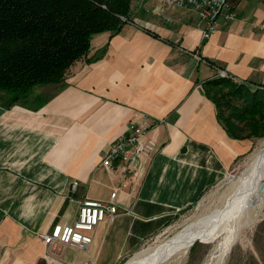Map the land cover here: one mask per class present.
I'll return each instance as SVG.
<instances>
[{
	"label": "crops",
	"instance_id": "1",
	"mask_svg": "<svg viewBox=\"0 0 264 264\" xmlns=\"http://www.w3.org/2000/svg\"><path fill=\"white\" fill-rule=\"evenodd\" d=\"M230 5L235 19L203 42L192 9L133 0L130 21L94 36L91 61L43 105L8 107L0 92V264H122L249 155L259 139L231 138L205 93L220 69L264 89V0ZM142 121L157 152L126 176L106 169L111 146ZM119 188V216L88 249L43 244L78 217V201Z\"/></svg>",
	"mask_w": 264,
	"mask_h": 264
},
{
	"label": "trees",
	"instance_id": "2",
	"mask_svg": "<svg viewBox=\"0 0 264 264\" xmlns=\"http://www.w3.org/2000/svg\"><path fill=\"white\" fill-rule=\"evenodd\" d=\"M132 2L0 0V92L7 106H41L66 88L74 64L91 61L92 38L130 21ZM205 93L231 138H264V89L217 76Z\"/></svg>",
	"mask_w": 264,
	"mask_h": 264
},
{
	"label": "built area",
	"instance_id": "3",
	"mask_svg": "<svg viewBox=\"0 0 264 264\" xmlns=\"http://www.w3.org/2000/svg\"><path fill=\"white\" fill-rule=\"evenodd\" d=\"M167 7L180 10L192 9L203 23L202 41L205 42L219 30L221 21L230 23L236 17V12L230 5V0H153ZM199 61H204L194 54ZM221 78H231L225 70H219ZM127 134L120 137L111 146L103 160V166L108 170L120 169L123 175L133 173L137 160L150 159L158 150L157 143L145 139L150 126L142 122H131ZM127 185L123 184V187ZM77 183L73 185L76 191ZM120 188L115 189L109 201L85 199L78 201V217L70 224L56 226L52 233L40 235L42 242L49 249L54 245H68L80 249H88L93 242L95 229L100 225H110L119 216L118 197ZM48 255L46 258H48Z\"/></svg>",
	"mask_w": 264,
	"mask_h": 264
},
{
	"label": "bare ground",
	"instance_id": "4",
	"mask_svg": "<svg viewBox=\"0 0 264 264\" xmlns=\"http://www.w3.org/2000/svg\"><path fill=\"white\" fill-rule=\"evenodd\" d=\"M244 167L239 178L228 179L233 186L223 198L221 210L207 213L163 244L136 254L126 264H181L195 243H212L219 239L222 244L217 249L218 256L212 257L216 258L214 264H224L240 228L253 222V216L264 208V200H260L264 197V142ZM243 218L245 221L241 224Z\"/></svg>",
	"mask_w": 264,
	"mask_h": 264
},
{
	"label": "rangeland",
	"instance_id": "5",
	"mask_svg": "<svg viewBox=\"0 0 264 264\" xmlns=\"http://www.w3.org/2000/svg\"><path fill=\"white\" fill-rule=\"evenodd\" d=\"M263 142L264 138L259 140L254 149L250 151L249 155L240 160L231 173L224 178L220 184L207 190L206 193L201 196L202 198L192 205V207L179 212L176 216L174 215L171 221L164 227V230L150 239V241L140 248L136 254L148 250L150 247L158 246L161 243L163 244L164 241L174 237L196 220L207 216V213L210 215L215 213L214 211L216 209L220 208L219 210H221L224 201L223 198L233 186V183L228 182V179H237L240 177L241 172L245 168L244 165L249 162L251 157L262 146ZM260 200H264V197L262 196ZM262 210V212H258L257 215L253 216L251 220L253 222L240 228L236 242L227 254L224 264H264V208ZM244 221L245 219L243 218L241 224L244 223ZM221 244V239H219L218 242L212 243H203L199 241L189 250L187 259L181 264H214L216 261L215 257L218 256L217 249L221 248ZM136 254L125 260L122 264H126L134 259Z\"/></svg>",
	"mask_w": 264,
	"mask_h": 264
}]
</instances>
